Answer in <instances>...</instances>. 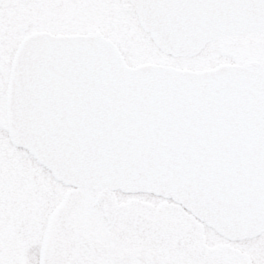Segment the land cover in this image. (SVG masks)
<instances>
[{
    "label": "snow or ice",
    "instance_id": "6c2138e0",
    "mask_svg": "<svg viewBox=\"0 0 264 264\" xmlns=\"http://www.w3.org/2000/svg\"><path fill=\"white\" fill-rule=\"evenodd\" d=\"M0 264H264V0H0Z\"/></svg>",
    "mask_w": 264,
    "mask_h": 264
}]
</instances>
